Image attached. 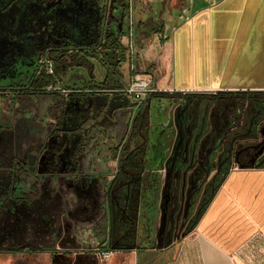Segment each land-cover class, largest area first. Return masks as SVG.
Masks as SVG:
<instances>
[{
	"label": "flooded vegetation",
	"instance_id": "1",
	"mask_svg": "<svg viewBox=\"0 0 264 264\" xmlns=\"http://www.w3.org/2000/svg\"><path fill=\"white\" fill-rule=\"evenodd\" d=\"M120 4L118 16L106 18V0H0V255H50L62 228L61 196L74 203L71 217L79 220L90 209L94 219L105 220L109 247L149 245L144 242L152 219L144 218V209L156 201L140 195L141 161L133 162L147 157L145 148L135 146L143 117L134 112L117 123L115 112L88 98L100 90L88 92L81 82L85 73L93 78L91 60L107 69L100 52L119 37L132 10L129 0ZM143 9L157 18L160 5ZM77 82L78 88L70 85ZM77 129L78 135L67 137ZM160 143L165 149L173 144L166 138ZM74 151L79 172L71 182L61 180L58 195L51 174L65 172ZM106 160L118 163L116 169L106 168ZM122 173L131 178L121 183ZM71 189L77 197L70 203Z\"/></svg>",
	"mask_w": 264,
	"mask_h": 264
},
{
	"label": "crops",
	"instance_id": "2",
	"mask_svg": "<svg viewBox=\"0 0 264 264\" xmlns=\"http://www.w3.org/2000/svg\"><path fill=\"white\" fill-rule=\"evenodd\" d=\"M121 1L116 0L115 18ZM129 3L118 37L126 48L118 75L105 69L100 86L81 81L88 92L100 90L88 98L115 112L117 123L139 107L121 92L135 74L152 75L157 92L264 91V0ZM148 4L160 5L159 21L143 9ZM129 20L135 57L124 70ZM104 264H264V166L231 169L185 237L161 248L114 249Z\"/></svg>",
	"mask_w": 264,
	"mask_h": 264
},
{
	"label": "rangeland",
	"instance_id": "3",
	"mask_svg": "<svg viewBox=\"0 0 264 264\" xmlns=\"http://www.w3.org/2000/svg\"><path fill=\"white\" fill-rule=\"evenodd\" d=\"M115 4L114 0H106V18L108 15L114 16L112 10ZM156 19L160 20V14ZM128 61L129 58L122 64V69L128 70ZM91 62L95 68V80L86 73L83 77L87 83L92 80L96 84L99 82L97 85L100 86L105 68L96 60ZM70 85L80 87L79 82ZM57 86L66 88L62 84ZM152 98L150 97L148 104L140 103L136 109L140 118L143 117L144 126L141 129L135 127V146L145 148L147 157L135 156L133 162L141 161L138 174L139 187H142L140 195L143 197L145 194L156 201L154 208L145 206L144 209L147 214L144 218L148 216V220L152 219V234L144 242L149 245L144 247L161 248L191 233L200 214L231 169L264 166V93L183 92L168 93L166 97L156 101H151ZM79 131L77 129L66 135H78ZM81 131L82 135L87 132L84 129ZM162 138L173 144L166 145L168 149H165L160 143ZM79 146L77 152L83 149ZM77 152L74 151L73 158L67 160V170L63 172L65 175L61 171L51 174L50 182L58 195L63 185L61 180L71 182L74 171L79 172ZM160 152H166L163 158L153 156V153L158 155ZM123 163L125 164L124 161ZM116 164L118 163L115 161L112 164L111 160H107L105 167L115 170ZM120 175L121 183L131 178L130 174ZM68 184L70 188V183ZM145 186H150V191ZM71 190L70 203L77 197L76 190ZM71 204L67 205L61 196L60 206L64 213L62 228L50 255L44 250H39L34 255L23 253L22 256L5 253L0 255V264L107 262L111 257H99V251L104 247L114 250L109 247L105 220L94 219L90 209L80 212L83 218L75 219L69 213L74 203ZM140 217L139 213L137 225ZM17 260H20L19 263Z\"/></svg>",
	"mask_w": 264,
	"mask_h": 264
},
{
	"label": "built area",
	"instance_id": "4",
	"mask_svg": "<svg viewBox=\"0 0 264 264\" xmlns=\"http://www.w3.org/2000/svg\"><path fill=\"white\" fill-rule=\"evenodd\" d=\"M132 31H133V26L130 24V20H129V23L126 27V33H127L126 47H127L128 58L131 59V62H133V58L135 57V47L132 41ZM46 67L48 73H52L51 61L49 62L47 61ZM121 92L130 96L134 101L141 103L151 93L157 92V89L153 85L152 75L148 73H140L133 75L131 81L128 83V85L125 88L121 90ZM112 254H113V250L109 248H103L99 251V257L102 259L110 258Z\"/></svg>",
	"mask_w": 264,
	"mask_h": 264
},
{
	"label": "trees",
	"instance_id": "5",
	"mask_svg": "<svg viewBox=\"0 0 264 264\" xmlns=\"http://www.w3.org/2000/svg\"><path fill=\"white\" fill-rule=\"evenodd\" d=\"M124 51L125 48L119 42V39L114 38L111 45L100 52L102 61L104 63V66L107 68V73H109V75L110 74L118 75L117 67L119 63L125 59ZM217 93L221 94V93H230V92L225 91V92H217ZM238 93L252 94V93H264V91H242ZM167 95L168 93L166 92H153L150 94V97H166Z\"/></svg>",
	"mask_w": 264,
	"mask_h": 264
}]
</instances>
